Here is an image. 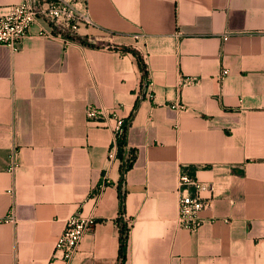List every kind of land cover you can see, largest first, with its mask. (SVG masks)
<instances>
[{"label":"crops","instance_id":"obj_1","mask_svg":"<svg viewBox=\"0 0 264 264\" xmlns=\"http://www.w3.org/2000/svg\"><path fill=\"white\" fill-rule=\"evenodd\" d=\"M89 11L83 44L40 35L43 22L16 49L0 43V264H65L57 238L104 180L71 264H264V0H89ZM89 104L128 120L123 158L136 159L123 181ZM182 165L214 185L195 232L177 222Z\"/></svg>","mask_w":264,"mask_h":264},{"label":"built area","instance_id":"obj_2","mask_svg":"<svg viewBox=\"0 0 264 264\" xmlns=\"http://www.w3.org/2000/svg\"><path fill=\"white\" fill-rule=\"evenodd\" d=\"M38 22H43L40 35L47 38L61 39L66 46L74 43L83 44L80 38L82 26L95 25L90 11L89 0H24L22 3L11 6L7 12H0V43L16 49L23 40L30 35L31 27ZM142 87L148 83L146 68ZM229 73L224 69L221 73L223 79ZM183 84H189L192 78H184ZM142 88V94H143ZM179 110H185V104H177ZM87 118L110 128L114 135V142L109 151L108 158L113 161L117 158L119 142L127 134L128 120L120 116L116 111H111L105 106L89 104L86 108ZM16 150L11 154V170L16 168ZM136 151L129 154L120 161L121 171H127L129 164L135 162ZM126 174V173H125ZM105 178H107L105 176ZM107 185L104 180L97 186L91 195L94 202L93 209L86 213L79 210L66 220L64 231L56 241L57 253L65 264H71L78 254L84 237L92 230L98 221L96 209L100 203L102 194ZM214 185L212 182L200 179L196 168L190 165H182L178 177V226L182 229L197 231L203 224L201 212L210 209L213 205ZM125 217L123 211L120 212ZM126 218V217H125ZM7 221L16 222L14 212L11 211L6 218ZM128 223V222H127ZM130 230V224L127 226Z\"/></svg>","mask_w":264,"mask_h":264},{"label":"trees","instance_id":"obj_3","mask_svg":"<svg viewBox=\"0 0 264 264\" xmlns=\"http://www.w3.org/2000/svg\"><path fill=\"white\" fill-rule=\"evenodd\" d=\"M127 128H128V126H127ZM125 145H126V136L122 140H120V142H119L118 154H119V156L122 159H123V152H124ZM133 151H135V150H133ZM135 159H136V156H135ZM133 164H134L133 162H131L129 164V167H128L127 171L133 166ZM127 171H125L124 169H122V181L124 180L125 173ZM119 189H120V199H121V211H123V209L125 207V196H126V194L122 191L121 185H120V188ZM127 229H128L127 226H122L121 227V247H120V255L123 257V259H125V257H126V249H127L128 238H129V231Z\"/></svg>","mask_w":264,"mask_h":264}]
</instances>
